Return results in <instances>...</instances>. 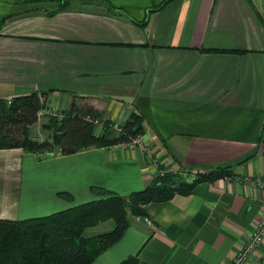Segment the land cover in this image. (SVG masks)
Masks as SVG:
<instances>
[{
  "label": "crops",
  "instance_id": "1",
  "mask_svg": "<svg viewBox=\"0 0 264 264\" xmlns=\"http://www.w3.org/2000/svg\"><path fill=\"white\" fill-rule=\"evenodd\" d=\"M163 1L0 0V97L47 92L33 137L49 139L44 124L75 100L105 125L140 113L152 149L2 148L0 218L98 199L93 186L128 195L168 171L235 174L146 204L147 216H131L92 264L132 255L144 264H229L264 219V189L244 180L264 177V0H172L151 10ZM102 224L95 230L112 226ZM254 256L264 264V243Z\"/></svg>",
  "mask_w": 264,
  "mask_h": 264
},
{
  "label": "trees",
  "instance_id": "2",
  "mask_svg": "<svg viewBox=\"0 0 264 264\" xmlns=\"http://www.w3.org/2000/svg\"><path fill=\"white\" fill-rule=\"evenodd\" d=\"M170 1L164 0L151 10L161 9ZM111 8L122 12L120 8ZM45 94L34 91L10 99L0 97V149L23 148L33 153L57 149L69 155L93 147L128 143L145 133L144 118L136 112L123 121L120 130L107 123L98 132L94 120L100 113L93 105H79L73 100L61 118L51 116L44 124L52 131L50 138L39 140L30 129L39 120ZM194 174L196 178L189 181L180 172L168 171L157 175L144 189L128 195L93 186L91 190L100 196L98 199L45 216L0 218V264H92L121 240L131 224V216H147L146 204L167 201L176 194L188 195L200 182L235 175L230 166ZM108 222H112L111 228L95 230ZM119 264L144 263L132 255Z\"/></svg>",
  "mask_w": 264,
  "mask_h": 264
},
{
  "label": "built area",
  "instance_id": "3",
  "mask_svg": "<svg viewBox=\"0 0 264 264\" xmlns=\"http://www.w3.org/2000/svg\"><path fill=\"white\" fill-rule=\"evenodd\" d=\"M47 113V112H46ZM50 113V112H49ZM43 110L40 112V116L43 115ZM53 116L58 118L62 117V114L53 113ZM95 125L97 126V130H101L105 126V121L103 119L97 118L94 120ZM111 127L115 130H120V124L112 123ZM127 145L131 148H139L145 151L147 154H152V149H150L145 142L143 141L142 135H139L132 139ZM181 176L189 181L196 178L194 173H189L187 171H181ZM230 178V177H228ZM245 181L252 183L254 186L264 189V177L257 176V177H245ZM264 243V219L258 221L254 225L253 233L245 243V245L237 252L236 256L232 259L229 264H262L263 257L254 255L259 250V248Z\"/></svg>",
  "mask_w": 264,
  "mask_h": 264
},
{
  "label": "rangeland",
  "instance_id": "4",
  "mask_svg": "<svg viewBox=\"0 0 264 264\" xmlns=\"http://www.w3.org/2000/svg\"><path fill=\"white\" fill-rule=\"evenodd\" d=\"M40 131H41L40 128L37 127V128L34 130V134L38 135V133H39ZM111 221H113V220H111ZM113 222H114V221H113ZM110 223H112V222H110ZM107 224H109V222H108V223H105V224H102V227H104V226H105V228L108 227Z\"/></svg>",
  "mask_w": 264,
  "mask_h": 264
}]
</instances>
